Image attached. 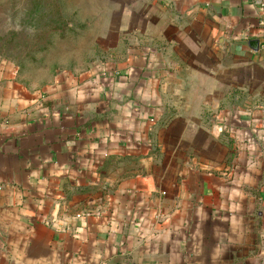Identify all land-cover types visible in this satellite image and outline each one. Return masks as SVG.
Returning <instances> with one entry per match:
<instances>
[{"label": "crops", "instance_id": "0c3cea01", "mask_svg": "<svg viewBox=\"0 0 264 264\" xmlns=\"http://www.w3.org/2000/svg\"><path fill=\"white\" fill-rule=\"evenodd\" d=\"M263 2L100 0L73 62L0 54V264H264Z\"/></svg>", "mask_w": 264, "mask_h": 264}, {"label": "rangeland", "instance_id": "374dc122", "mask_svg": "<svg viewBox=\"0 0 264 264\" xmlns=\"http://www.w3.org/2000/svg\"><path fill=\"white\" fill-rule=\"evenodd\" d=\"M98 2L0 0V54L33 70L36 78L57 64L73 62L90 45L89 22L97 17ZM89 53L88 48L84 57ZM68 56L71 61L65 60Z\"/></svg>", "mask_w": 264, "mask_h": 264}, {"label": "water", "instance_id": "95a60500", "mask_svg": "<svg viewBox=\"0 0 264 264\" xmlns=\"http://www.w3.org/2000/svg\"><path fill=\"white\" fill-rule=\"evenodd\" d=\"M250 43H251L253 46L257 47V46L259 45V39H258V38L252 39V40L250 41Z\"/></svg>", "mask_w": 264, "mask_h": 264}, {"label": "built area", "instance_id": "2783aa9c", "mask_svg": "<svg viewBox=\"0 0 264 264\" xmlns=\"http://www.w3.org/2000/svg\"><path fill=\"white\" fill-rule=\"evenodd\" d=\"M262 4L264 5V2Z\"/></svg>", "mask_w": 264, "mask_h": 264}]
</instances>
